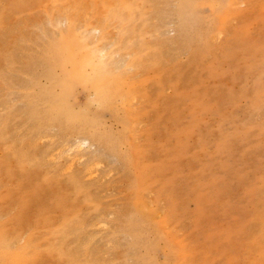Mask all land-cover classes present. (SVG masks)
Listing matches in <instances>:
<instances>
[{
  "label": "rangeland",
  "instance_id": "rangeland-1",
  "mask_svg": "<svg viewBox=\"0 0 264 264\" xmlns=\"http://www.w3.org/2000/svg\"><path fill=\"white\" fill-rule=\"evenodd\" d=\"M0 264H264V0H0Z\"/></svg>",
  "mask_w": 264,
  "mask_h": 264
},
{
  "label": "bare ground",
  "instance_id": "bare-ground-1",
  "mask_svg": "<svg viewBox=\"0 0 264 264\" xmlns=\"http://www.w3.org/2000/svg\"><path fill=\"white\" fill-rule=\"evenodd\" d=\"M89 44V43H88ZM84 145H86V141H83V142H79V143H77V147H81V146H84ZM74 148V147H73ZM95 148V147H94ZM76 151V150H75ZM71 161V160H70ZM73 162V161H72ZM71 165V164H70ZM70 167V166H69Z\"/></svg>",
  "mask_w": 264,
  "mask_h": 264
}]
</instances>
